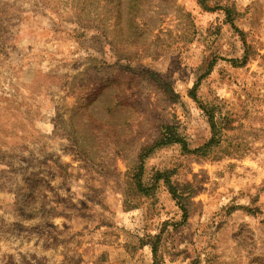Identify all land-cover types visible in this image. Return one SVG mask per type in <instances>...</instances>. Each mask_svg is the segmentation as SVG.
Masks as SVG:
<instances>
[{
	"label": "rangeland",
	"instance_id": "1",
	"mask_svg": "<svg viewBox=\"0 0 264 264\" xmlns=\"http://www.w3.org/2000/svg\"><path fill=\"white\" fill-rule=\"evenodd\" d=\"M198 2L0 0V264H264V0L209 2L234 7L245 68ZM195 89L228 118L227 153L140 165L165 126L191 151L210 141Z\"/></svg>",
	"mask_w": 264,
	"mask_h": 264
},
{
	"label": "trees",
	"instance_id": "2",
	"mask_svg": "<svg viewBox=\"0 0 264 264\" xmlns=\"http://www.w3.org/2000/svg\"><path fill=\"white\" fill-rule=\"evenodd\" d=\"M210 0H199V6L209 13H215L217 11L222 12L226 17V23L230 24L233 29L236 31L237 34L242 38V43L244 45V55L241 59L237 60H231L230 63L233 65L234 68H245L251 61L255 60V57L257 56L253 52V48L249 46V44L246 41L245 33L241 30H239L235 26V18L233 17V12H235L234 7H223V6H217L216 8H211L209 6ZM212 68V67H211ZM149 76H154L150 75ZM200 84H197L196 87H198ZM191 98L199 103L200 108L205 112L212 132V137L210 141L204 145L203 147H200L199 149H196L194 151H191L189 149V145L187 142L178 134L177 129L172 128L171 126H165L163 127L161 131L160 137L157 139V141L154 143L153 146L145 148L142 153L140 154V165H143L145 161L157 150L162 148L171 147L174 145H180L185 152V154H191L195 155L204 159L210 158L214 153H221L226 154L227 150L223 148V144L226 142V133L229 126V121L227 117H224L220 114V116L217 114V111L219 110V106L217 105H211L210 104H203L199 101H197L196 97V89L193 90L190 94ZM141 173V172H139ZM135 176L136 179V186L137 190L143 194V195H149V188H145L143 186L142 181V174H139ZM174 176V172L171 171H165L163 173L159 172L154 177L155 184H158L160 182H164V185L169 190L170 195L173 197V199L176 201L178 206L183 212V224L187 223L189 220V211L187 209V205L184 203L185 201L188 203L187 197L185 195L187 193H184L181 191L178 186L174 185L172 183V177ZM186 188H189V185L186 186ZM151 245V244H150ZM152 246V251L154 255V260H156L157 253H158V247L154 244ZM156 263V262H155Z\"/></svg>",
	"mask_w": 264,
	"mask_h": 264
}]
</instances>
